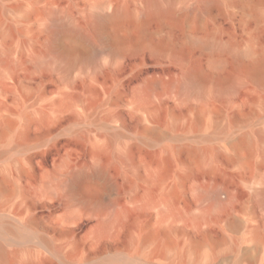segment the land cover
Instances as JSON below:
<instances>
[{
  "label": "rangeland",
  "instance_id": "obj_1",
  "mask_svg": "<svg viewBox=\"0 0 264 264\" xmlns=\"http://www.w3.org/2000/svg\"><path fill=\"white\" fill-rule=\"evenodd\" d=\"M97 1L106 12L127 8L117 30L99 31L87 19ZM147 1L161 0H0V225L7 229L0 246L7 264H264L257 194L264 187V68L254 75L251 66L264 52V0H212L206 11L203 0H170L174 16L145 17L141 28ZM60 22L87 41L63 38L58 47ZM209 37L236 45L242 62L224 55L215 67L212 50L195 42ZM92 52L102 57L89 65ZM189 66L205 77L203 96L185 84ZM235 74L232 90L217 89ZM4 119L12 124L6 131ZM146 125L158 130L152 139L140 132ZM243 135L242 155L232 142ZM96 145L130 146L132 158L104 156L113 184L99 180L74 196L63 174L91 165ZM169 227L168 247L161 235L143 239L148 229Z\"/></svg>",
  "mask_w": 264,
  "mask_h": 264
},
{
  "label": "bare ground",
  "instance_id": "obj_2",
  "mask_svg": "<svg viewBox=\"0 0 264 264\" xmlns=\"http://www.w3.org/2000/svg\"><path fill=\"white\" fill-rule=\"evenodd\" d=\"M35 1L36 0H33V2ZM161 1H164V2H161ZM161 1H147V5L145 9L146 11L144 14L145 16H143L142 19L138 23L141 28L145 24L144 23L145 17H148V16L167 17V16L175 15L171 7L170 0H166V1L161 0ZM211 1L212 0H203L199 5V9L201 11H206ZM105 6H106V3H103V2L100 3L97 1L95 3L96 11L91 13L89 16H87V19L99 31H105L107 28L112 29V30L114 29L115 31L121 25L122 20L128 16V10L124 6H113L110 12H106L103 9L105 8ZM4 11L5 9H3L2 6L0 5V15ZM34 11H36L35 6H33L32 11L26 12L24 16L28 17L31 14V12H34ZM191 13H192L191 10H183L180 15H185V14L189 15ZM53 32L55 36L57 37L56 45L60 48H63V45L60 43V40H62L63 38H71V39H74L82 43L87 41V38L82 33V31L76 26L72 25V23L70 22L58 23L57 25L54 26ZM116 40L117 39H115L114 42ZM195 42L201 48H208L212 50V53H213L212 62L215 65V67L221 68V66L224 64L223 63L224 55H230L235 62H242L244 58V53H242L237 48L236 45L230 42H226V43L222 42L221 40L215 37H209L207 39L199 40ZM112 44H113V41H112ZM113 54H114L113 55L114 56L113 59H114L115 57L120 55V51L116 50V52ZM246 54L253 55V51L251 49H248ZM255 55H256L255 58L251 61V66H253L252 74L254 75L258 74V72L264 68V52L255 53ZM60 56L63 60L67 62V64H70L71 62L70 53L67 50H63L60 53ZM101 57H102L101 53L92 52L88 57H86L85 61L89 65H94L97 60H100ZM182 63L184 64V61H182ZM239 76H240L239 74H235L232 76H228L224 79H220V81L216 83L217 89L223 92L232 90L235 87V84L237 83V81L239 80L240 78ZM185 81H186L185 84H187L191 90H193L196 93L201 94L202 96L204 95V91H202L200 88L203 86L206 80H205V77L202 75V73L198 70L196 66H189L185 69ZM200 110H202V108ZM26 120H28V117H26ZM3 123H4V130L5 131L9 130V128L12 125L11 121H9L8 119H4ZM157 131L158 130L156 128L149 127L147 125L142 126L140 128V132L142 133V135L146 136V139H149L150 137L152 139L153 136H156V134H158ZM259 135L261 139L264 140V133H260ZM147 136L148 137L150 136V137L147 138ZM113 138H114L113 140H116L117 138H119V135L116 134L113 136ZM232 144L234 148L236 149L237 153L243 155L249 144L248 137L243 135L237 139H234ZM92 149H93L94 158H92L93 162L91 165L89 166L86 165L84 167L69 168L63 174V177H64L63 186L65 190H67L69 193L73 194L74 196L76 195L78 196L86 192L87 188H89L93 184H96V182H98L99 180L100 181L107 180L108 183L110 182L111 184H113V182L110 179H108L109 177H107V174H106L107 172L105 171L102 165V162H101L104 156H107L109 159L115 160L117 163H123L128 160H131L132 158V147L130 146L128 147L126 146L124 148L121 147L120 150H115L112 148H103V146L96 145ZM166 160L167 158L163 157L161 162L166 163ZM3 179H4L3 176L0 177V184ZM203 193L205 195H212L214 197L217 195V192L214 190L208 191V190L203 189ZM257 194L260 197V199L264 201V187L258 190ZM0 231H7V229L6 227L0 225ZM172 231H174L172 227L148 229L146 230V232L143 233V239H145L146 241L153 240L161 235L162 238L164 239L163 241L168 247L172 245L173 243L170 238V233ZM255 236L256 238H260L258 234H255ZM199 245H200L199 242L193 243V249L196 250L199 247ZM56 252L59 253L58 250ZM6 262H7L6 253L3 250V248L0 246V264H7Z\"/></svg>",
  "mask_w": 264,
  "mask_h": 264
}]
</instances>
